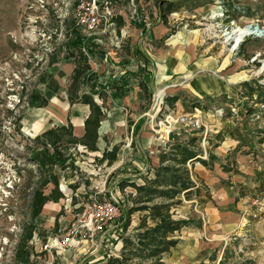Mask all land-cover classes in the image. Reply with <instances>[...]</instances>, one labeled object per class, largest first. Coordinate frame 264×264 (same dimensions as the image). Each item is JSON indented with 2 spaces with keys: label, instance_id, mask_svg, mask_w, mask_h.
Masks as SVG:
<instances>
[{
  "label": "rangeland",
  "instance_id": "obj_1",
  "mask_svg": "<svg viewBox=\"0 0 264 264\" xmlns=\"http://www.w3.org/2000/svg\"><path fill=\"white\" fill-rule=\"evenodd\" d=\"M115 15L122 16L121 26L112 21ZM91 17L99 23L87 31L82 21ZM251 23L264 25V0H0V264H15L16 244L32 220L35 228L27 246L34 264H96L99 256L115 251L114 223L94 230L84 220L86 204L92 196L118 201L132 190L120 192L117 183L140 162L135 146L141 132L149 155L156 147L149 149L148 143L156 136L163 146L170 137L187 135L198 138L195 145L203 157L210 160L208 152L215 156L212 168L200 162L189 167L197 194L182 199L173 211L175 218H190L191 223L175 233L178 243L165 255V264H264V37L246 35L235 42L236 36L228 34ZM72 26L86 39L89 63L100 69L97 82L113 85L110 91L122 80L129 83L134 65L150 66L157 74L163 63L155 58L168 56L176 73L158 81L155 92L161 88L163 94L155 107L174 92L181 106L193 107L187 89L194 76H213L214 84H203L219 93L200 99L203 109L191 110H204L199 129L166 121L161 110L147 112L148 120L135 129L138 110L105 115L100 148L116 146L121 165L111 171L118 160L109 165L101 160V149L76 148L75 168L53 167L64 196L46 202L32 219L30 192L38 185V171L27 146L54 125L70 121L75 132L87 113L86 104L70 105L67 99L74 53L66 37ZM115 58H124L123 64ZM146 58L154 63L147 64ZM116 64L126 71H113L119 70ZM245 81L254 88L251 97ZM93 99L108 113L111 103L119 101L96 94ZM109 116L114 124L108 128ZM75 181L79 185L73 189ZM51 188L49 183L44 190ZM132 218L130 226L137 215Z\"/></svg>",
  "mask_w": 264,
  "mask_h": 264
},
{
  "label": "trees",
  "instance_id": "obj_2",
  "mask_svg": "<svg viewBox=\"0 0 264 264\" xmlns=\"http://www.w3.org/2000/svg\"><path fill=\"white\" fill-rule=\"evenodd\" d=\"M170 10L171 3H168L165 11ZM112 21L118 26L124 23L121 15H115ZM77 26L80 27L79 24ZM66 38V43L74 53L72 55L74 66L66 89L67 99L70 105L73 103L88 105L89 112L84 119L81 136L75 135L73 126L68 121L36 134L32 138V144L27 146L29 159L38 171V185L30 192L32 219L39 215L46 202H56L64 196L58 188L59 176L53 171V167L75 168L76 148L97 150L98 127L104 111L101 105L94 101L93 95L104 98V92L114 87L108 82L98 83L94 78L89 63L90 51L86 50L88 45L79 28L70 27ZM243 84L249 86L246 81ZM82 86H86L88 90H83ZM114 89L113 91L118 94V89ZM246 91L251 97L254 88L249 86ZM176 100L177 96L166 97L168 105H172ZM260 102L264 103V100ZM197 140L196 137L184 139L170 137L163 146L158 147L157 164L151 165L149 160L144 172H137L135 176H126L118 181L117 187L120 192H124L125 187H131L132 190L124 193V197L117 202L120 213L110 222L114 223L113 242L119 243V247L115 254L105 255L102 264H160L163 255L177 244L178 238L175 237V233L191 223V219L175 218L173 208L180 204L182 199H191L197 194L198 189L191 177L188 164L198 161L203 166L212 168V161L215 158L209 152L210 160L203 158L201 148L195 145ZM263 140L264 134L260 138V141ZM116 151V146L109 151L103 150L101 160L106 159L107 163L111 164L116 160ZM49 183L52 184V188L46 193L44 189ZM78 185L79 182L75 181L71 187L75 189ZM134 215H137L136 223L130 226ZM34 228L33 220L24 226L15 247V264H34L30 260V250L27 246V241L33 237ZM210 258L214 259V255Z\"/></svg>",
  "mask_w": 264,
  "mask_h": 264
},
{
  "label": "crops",
  "instance_id": "obj_3",
  "mask_svg": "<svg viewBox=\"0 0 264 264\" xmlns=\"http://www.w3.org/2000/svg\"><path fill=\"white\" fill-rule=\"evenodd\" d=\"M190 47H191V49H193L194 46L192 44H190ZM167 57L168 56H166V58H158V59L155 58V63L156 62L160 63V64L163 63L160 70H158L157 74L155 73V71L150 70L151 67L148 65H147L148 67H138L137 64L134 65L133 69H135V70H132V74H128V75H132L131 79L129 80V83H127V82L125 83L124 80H122L120 83H118V85H119L118 94L116 93V91L114 92L113 90H111V91L109 90L106 92V95L104 98H100L101 100H105L107 97H109L111 100H119L118 102H112L111 103V106L109 108V113H108V109H104L103 106L100 104L102 107V110L104 111V116L107 114L110 115L111 112H116V111L123 112V110H124V112H126V114H127V112L129 110L130 111L138 110V112H140L138 117H142V118H139V120H138V117H136L137 119H134L132 124H133V127L135 129L137 126H139V127L142 126V124L146 120H148L147 112H149V113L154 112V115H156L161 110L162 115H163V113L166 114L168 112H175L176 114H178V113H182L185 111L199 110L198 107L200 109H203L204 105L200 99H202V98L209 99V98H211V97H213L219 93V92H217L218 88L214 87V89H212L210 87L204 86V84H203V82L206 80H211V82L214 84L215 78L213 76L200 75V76L190 77L188 79V85L190 87H189V89H187V98H188V100H190L191 103L194 104L193 107L191 105H189V106H186V105L183 106L182 105L181 106V100L179 98H177V100L174 101L172 103V105H168V102L166 101V97L164 99L163 104L161 103L159 105V107H155L157 102H155V104L153 105V99H152V102L149 104V100H151V95H153V92H155V86L157 85V83H159L158 81H167L176 73L174 67L169 68V62H170L171 58H167ZM93 59L95 61H97L95 58H93ZM115 59H116L115 62L123 64L122 60L124 58H115ZM191 59L192 58H190V60ZM190 60H188V62ZM152 61H151V58H146L147 64L151 65L152 63H154ZM115 67L116 68L119 67V64H116ZM72 69H73V67H72ZM91 70L93 72L94 78H96L97 81L101 80L99 78V74H98L100 72V69L97 70V68H94L91 65ZM113 71L124 73V71H126V70H125V68L122 69L119 67V70L114 69ZM158 77H159V80H158ZM137 79H139V80H137ZM160 79H163V80H160ZM125 80H126V78H125ZM129 85H131L132 87L129 88ZM223 89H224V86H223ZM223 92H226V91L223 90ZM154 95H155V93H154ZM154 95H153V98H154ZM175 95H177L176 92L169 94V97L175 96ZM192 99H197L196 101H198V102L192 101ZM145 102H148L147 105H145ZM73 104H75V103H73ZM87 107H88V105H87ZM88 112H89V108H87V113H86L84 119L86 118ZM201 112H204V110L200 111V115H201ZM130 115H131V113H130ZM104 116H103V118H104ZM103 118H102V120H103ZM204 118H206V117L204 116ZM84 119L81 122L80 126L74 132L75 135H77V136H81L83 133ZM102 120H101V122H102ZM112 120L113 119L110 116L108 118H106L105 122H106V126H108V128L113 126L114 123ZM129 121H132L131 118ZM205 121L209 122V124H210V121L208 119H206ZM140 122H143V123H140ZM71 124H72V122H71ZM72 126H73V124H72ZM45 129H47V128H45ZM101 133L102 132H101L100 126H99L98 127V138L96 141L97 150L91 151V152H99L100 151V149H101L100 147H101L102 142H103V139L101 138ZM143 137H144V132H141L139 135L140 139H138L137 145L135 146V148H136L135 150L138 151L137 156H138V158H140L139 159L140 162L136 164L137 165L136 168L131 170V171H133V173L129 172L127 176H135V174H137V172L138 173L144 172L146 170L148 164H149V160H150L151 165L157 164L156 153L158 151V147L160 146L159 138L156 136L153 140L149 141V143H148V145L150 147L149 149H152V147H156L155 152L153 151L152 155H149L145 151L146 146L143 147L141 144L143 141ZM177 137L184 139L185 137H187V135H185V136L179 135ZM112 147L106 146L105 147L106 149H101V152L103 150L109 151L112 149ZM203 158H205V157H203ZM104 160L106 161V159H104ZM116 161H117V163L115 165L111 166V171H113L114 169L119 167L122 163L119 159V156L117 155V151H116V160L113 161L111 164H113ZM132 162H135V160L133 159ZM196 163H198V161H193L190 164H188V167L191 168L192 164L196 165ZM111 164H109V165H111ZM200 165L203 166L201 163H200ZM122 167H120V168H122ZM120 168H118V169H120ZM194 169H195V166H194ZM118 247H119V243H118V246L116 244L115 251L109 250V252H106L105 255H107L108 253L115 254L117 252ZM174 247H172V248H174ZM172 248L170 249V251L172 250ZM170 251H168L166 253L168 256L171 255ZM166 254L163 255L160 264H165V255ZM105 255H103V258H101V256H99L96 264H102V261L104 260ZM188 263L189 262L187 261L186 264H188ZM169 264H178V263H175L174 261H172V262L170 261Z\"/></svg>",
  "mask_w": 264,
  "mask_h": 264
},
{
  "label": "built area",
  "instance_id": "obj_4",
  "mask_svg": "<svg viewBox=\"0 0 264 264\" xmlns=\"http://www.w3.org/2000/svg\"><path fill=\"white\" fill-rule=\"evenodd\" d=\"M97 19H99V15L97 14ZM82 25L87 31H92L98 25V20H95L94 17H91L86 22L82 21ZM249 33L246 35H252L254 37H264V25L260 24H248L247 27ZM246 35H243L245 37ZM165 120L168 119L173 120L183 126L189 128V130L199 129L202 125V117L200 113H196L195 111H185L178 114H172V112H168L164 116ZM117 200L115 198H98L96 196H92L86 204L84 220L93 226L94 230H101L104 225L110 223V221L117 217L120 213L119 208L117 206Z\"/></svg>",
  "mask_w": 264,
  "mask_h": 264
},
{
  "label": "bare ground",
  "instance_id": "obj_5",
  "mask_svg": "<svg viewBox=\"0 0 264 264\" xmlns=\"http://www.w3.org/2000/svg\"><path fill=\"white\" fill-rule=\"evenodd\" d=\"M238 30L239 29H235V30H232V33H228L230 35L232 34V36H236L235 42H239L243 35H246L249 33L248 28H244L243 30H239V32H238ZM162 94H163V90L161 88L156 90V92H155V101L156 102L158 101V99L161 97ZM161 129H162L163 134L166 135V133L168 132V129L164 128V127Z\"/></svg>",
  "mask_w": 264,
  "mask_h": 264
},
{
  "label": "water",
  "instance_id": "obj_6",
  "mask_svg": "<svg viewBox=\"0 0 264 264\" xmlns=\"http://www.w3.org/2000/svg\"><path fill=\"white\" fill-rule=\"evenodd\" d=\"M155 102H156V101H155V95H154V98H153V105L155 104Z\"/></svg>",
  "mask_w": 264,
  "mask_h": 264
}]
</instances>
